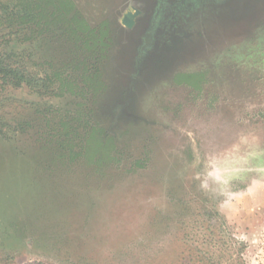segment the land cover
<instances>
[{
	"label": "rangeland",
	"instance_id": "rangeland-1",
	"mask_svg": "<svg viewBox=\"0 0 264 264\" xmlns=\"http://www.w3.org/2000/svg\"><path fill=\"white\" fill-rule=\"evenodd\" d=\"M71 2L113 52L86 95L0 82V264H149L206 229L264 264V0Z\"/></svg>",
	"mask_w": 264,
	"mask_h": 264
},
{
	"label": "trees",
	"instance_id": "trees-1",
	"mask_svg": "<svg viewBox=\"0 0 264 264\" xmlns=\"http://www.w3.org/2000/svg\"><path fill=\"white\" fill-rule=\"evenodd\" d=\"M36 40L39 45L41 40L47 45L57 43L62 51L60 57H48L40 74L27 70L21 61L23 50L19 52L21 41L32 46ZM107 41L106 32L90 28L71 0H0V46H3L0 47V82L3 85L28 86L41 94L86 95L99 82L102 64L113 52ZM2 121L0 116V124ZM216 235L217 230L206 229L203 241L195 247L175 238L178 241L171 242L173 251L149 264H246L242 244L230 255H224L229 252L223 246L216 247Z\"/></svg>",
	"mask_w": 264,
	"mask_h": 264
}]
</instances>
